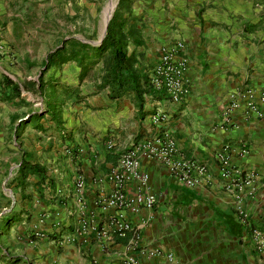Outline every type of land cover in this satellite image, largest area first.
Returning a JSON list of instances; mask_svg holds the SVG:
<instances>
[{"label":"crops","instance_id":"obj_1","mask_svg":"<svg viewBox=\"0 0 264 264\" xmlns=\"http://www.w3.org/2000/svg\"><path fill=\"white\" fill-rule=\"evenodd\" d=\"M14 1L20 0H0V42L15 51H0V264H124L128 254L139 264H264L251 232L264 230V0H124L129 5L123 18L143 39L142 46L128 51H134L143 73L149 53L177 39L187 59V96L174 103L157 92L155 98L144 97L141 109L133 95L113 100L99 89L101 64L82 83L76 63L50 67L41 96L29 75L33 68L17 54L28 35L17 32ZM44 1L51 20L73 24L66 39L77 38L83 27L74 26L85 19L96 23L102 1L119 0ZM96 30L93 25L91 35ZM32 52L27 47L26 53ZM6 78L21 88L22 98H8ZM51 86L59 87L54 96L59 127L44 102ZM65 87L70 94L63 93ZM25 90L40 95L43 104L26 99ZM247 91L254 109L246 104ZM231 103L236 107L229 113ZM157 109L168 114L167 124L152 122ZM166 130L180 157L207 166L202 185L189 188L167 165L141 155L148 181L144 187L129 182L126 190L151 193L156 203L132 217L137 245L130 234L103 245L93 234L79 232L75 180L84 182L87 214L104 225L108 215L96 201L111 191L108 174L117 159ZM225 144L233 168L256 175L247 185L242 176L221 178L215 154ZM22 163L44 167V183L33 174L23 179ZM237 207L246 211L248 226L239 221ZM154 250L159 255L149 254Z\"/></svg>","mask_w":264,"mask_h":264},{"label":"built area","instance_id":"obj_2","mask_svg":"<svg viewBox=\"0 0 264 264\" xmlns=\"http://www.w3.org/2000/svg\"><path fill=\"white\" fill-rule=\"evenodd\" d=\"M6 45L0 42V51H5ZM187 59L183 41L177 39L172 44L159 45L153 52L149 53L146 59L145 74L149 84L158 92L168 96L174 103H179L188 94L186 89L185 70ZM246 104L254 109L253 94L251 91L244 93ZM264 101V95L261 96ZM159 107V101L153 103ZM236 107L231 103L227 112H231ZM151 120L156 125L167 124L169 116L165 111L157 109ZM164 131L160 137L147 140L133 149L125 151L117 159L116 164L110 170L108 179L112 184V189L107 194L101 196L96 201L97 207L108 215V221L99 226L94 220V213L87 214L83 201L84 182L78 178L74 182V193L79 204V232L93 234L97 241L103 245L113 243L115 238H125L128 234L134 244L139 240L138 229L132 223V217L138 215L142 209L151 210L155 206L156 198L151 193H129L126 185L135 182L144 187L148 181V176L141 171L140 156L147 160L165 164L169 167L170 174L177 181L189 188H197L202 185L204 179L208 177V168L195 161L186 160L179 156L175 141ZM239 156L246 154L245 149H241ZM219 164V172L222 179L230 181L232 175L242 176L246 179L247 185L256 175L246 168H233L231 164L230 145H223L215 154ZM236 213L239 221L248 226L247 213L243 207H237ZM253 239L257 242L259 251L264 252V230H251ZM151 256L159 255V251L154 250L149 253ZM171 255L167 257L170 258ZM124 264H139L129 254L124 259Z\"/></svg>","mask_w":264,"mask_h":264},{"label":"trees","instance_id":"obj_3","mask_svg":"<svg viewBox=\"0 0 264 264\" xmlns=\"http://www.w3.org/2000/svg\"><path fill=\"white\" fill-rule=\"evenodd\" d=\"M129 1L119 0L113 16L109 21L106 34L100 44L93 45L89 42L69 37L63 39L58 47L47 55L43 63L45 75L50 67H59L63 64L74 62L79 68V82L89 78L95 68H100V90H107L110 99L119 100L125 96L133 95L139 108L143 107L145 96H155L156 91L152 89L148 78L139 67V60L134 51H128L129 46L140 47L143 39L140 32L134 26H128L123 18V11L128 8ZM42 77L37 81V91L41 96L45 94V86ZM8 98H22L21 88L9 78L3 82ZM52 87V86H51ZM24 88V87H23ZM51 94H47L44 100L46 110L52 114L56 126H61L58 102L55 100L56 88L52 87ZM64 94H70L68 87L63 89ZM54 94V95H53ZM155 98V97H154ZM159 99V96L157 97ZM38 117V115H36ZM20 174L23 179L28 174L36 175L43 184L46 178V169L38 164H21Z\"/></svg>","mask_w":264,"mask_h":264},{"label":"rangeland","instance_id":"obj_4","mask_svg":"<svg viewBox=\"0 0 264 264\" xmlns=\"http://www.w3.org/2000/svg\"><path fill=\"white\" fill-rule=\"evenodd\" d=\"M109 2L111 4L110 10L111 8L113 9L115 3H117V1H102V8L99 13L100 18L96 21V23L91 21V18H88L85 19L82 24L74 26L75 30H77L79 27H83L82 32L85 35H81L82 32L80 30V32H78V35L76 36L78 39L89 42L93 45H96V43L99 42L100 37L103 33L104 22L106 21V7ZM14 3L16 4L15 13H17L18 15V22L15 23L17 32L21 33V35H28L27 40L21 39V43L17 45L20 51V53L17 54L19 55L20 59L21 57L27 59V63H29L30 65L28 69H30L31 71V69L33 68L32 73L30 72L29 75L32 79L38 81L42 77V74H40V72L44 71L45 69L42 63H44V61L46 60L49 52L54 51L55 48H57L61 43V41L65 39L66 35H72L73 24H70V22L65 19L59 20V18H56L57 21L51 20L50 16L47 14V1L20 0L14 1ZM24 15L27 16V20L25 17H23ZM93 25H96L97 30L93 35H91ZM5 44L8 51H14V49L9 46L7 42ZM27 47H29V49L33 52L29 54L26 53ZM14 48H16L15 45ZM32 64H34L33 67ZM20 72H23V70L21 69ZM46 74L43 75L42 80H45L47 76L49 77L50 74ZM23 75L27 76L26 73H23ZM24 92H26V99L34 98L36 100L35 104L42 103V97H40V95H34L33 93H29L26 90Z\"/></svg>","mask_w":264,"mask_h":264},{"label":"water","instance_id":"obj_5","mask_svg":"<svg viewBox=\"0 0 264 264\" xmlns=\"http://www.w3.org/2000/svg\"><path fill=\"white\" fill-rule=\"evenodd\" d=\"M118 2H119V1H117V3H115V5H114V7H113V9H112V11H111V13H110L108 19L104 22L103 33H102V35H101V37H100L99 42H97L96 45L100 44V42H101L102 39L104 38V36H105V34H106V31H107V27H108L109 21L111 20V18H112V16H113L114 9H115V7L117 6ZM81 41H82V42H86V41H83V40H81Z\"/></svg>","mask_w":264,"mask_h":264}]
</instances>
